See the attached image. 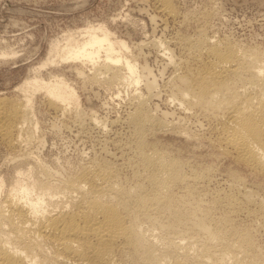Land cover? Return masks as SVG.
I'll use <instances>...</instances> for the list:
<instances>
[{
  "label": "bare ground",
  "instance_id": "obj_1",
  "mask_svg": "<svg viewBox=\"0 0 264 264\" xmlns=\"http://www.w3.org/2000/svg\"><path fill=\"white\" fill-rule=\"evenodd\" d=\"M153 2L160 14L169 18L176 15L171 0ZM203 32L196 40L177 35L173 43L182 54L177 62L174 51L170 52L174 50L169 49L170 41L151 39L154 49L171 53L166 55L174 73L164 86L166 94L180 110L200 113L213 122L214 136L208 140L211 149L253 174L264 173V51L243 48L228 39L214 41ZM79 35V39L67 35L63 45L54 43L47 59L50 64L56 63L55 57L91 62L94 66L87 80L108 88L133 85L136 89L144 82L145 92L132 94V110L124 119L129 138L122 148L129 157L125 163L122 160L125 166L106 157H92L77 172L58 175L57 179L50 178L38 158H24L40 174L29 179L26 176L32 169L18 171L6 194L1 192L0 182V193L5 195L0 201V264H264V253L255 247L251 233L235 223L240 212L264 221L263 197L257 198L235 172L228 176L227 191L221 189L224 192L218 190L208 197L203 191L210 181V168L196 170L189 161L173 156L167 144L161 146L150 140L164 131L189 140L199 138L194 130L171 124L166 117H157L156 108L155 112L150 109L148 103L159 93L155 76L149 78L146 67L138 71L136 54L132 60L121 53L126 43L113 38L100 25L87 26ZM18 90L21 101L0 97V143L11 150L31 139L34 126L28 123L33 116L31 99L35 92L42 91L49 109L61 116L69 112L70 104L77 103L73 89L58 77L45 82L36 75Z\"/></svg>",
  "mask_w": 264,
  "mask_h": 264
},
{
  "label": "rangeland",
  "instance_id": "obj_2",
  "mask_svg": "<svg viewBox=\"0 0 264 264\" xmlns=\"http://www.w3.org/2000/svg\"><path fill=\"white\" fill-rule=\"evenodd\" d=\"M171 4L175 7L176 12L173 18L160 14L161 12L158 11L153 0H0V97L11 101L12 99L21 101L23 97L18 87L36 75L45 82L54 77L62 78L73 89L77 97L76 105L70 104L67 110L69 112L61 116L49 109L42 91L35 92L36 94L31 99L34 121L31 119L28 123L34 126L31 130V139L23 140L26 138L23 133L21 145L18 144L17 148L12 150L0 143V182L3 185L1 192L5 193L7 189L9 190L18 171L23 172L24 169L30 168L32 172L27 174V178L32 179L39 176L40 171H37V167L35 166L33 169V163L24 160L30 156H33L31 157L33 160L38 158L37 160L43 163L42 165L48 170L52 179H57L58 175L64 176L77 172L92 157H106L120 165H123L129 157V152L122 148L125 145L123 144L126 142L125 140L129 138V130L124 119L126 114L132 110V105H130L132 94L145 92L144 82L141 81L142 84L140 83L136 89L133 85L123 86L119 89L108 88L103 83H98L99 85L96 84V86L95 83L87 80L94 66L91 62L60 61L59 57H55L56 63L50 64L47 60L50 48L54 43L63 45L65 37L69 34H73L75 39H79L81 36L79 32L85 30L87 26L100 25L109 31L113 38L126 43L127 48L122 49L121 53L123 51L131 59L136 54L134 57L137 58L135 62L138 71H142V67H146L147 70L149 69V78L153 79L152 75L155 76L156 90L160 94L158 93L148 105L153 111L157 109L155 113L157 117L164 116L162 118L166 117L167 122L170 121L171 124L175 122L174 125L178 126L183 124L190 131L194 130L193 132L199 134L198 140L196 139L198 142L185 139L183 136L169 131L160 132L150 140L161 143V146L167 144L166 147L172 151L173 156L186 162L189 161V165L196 170L210 168V181L205 184L203 191L209 195H207L208 197L218 190L224 192L221 189L227 191L228 184H230L228 176L235 172L242 177L247 189L250 188L249 190L254 191L257 198L263 197L264 199V195H262L264 194V173H261L262 175L253 174L228 156L211 149L208 140L214 136L211 132L214 127L213 122L203 118L200 113H194L195 116L180 110L176 103L169 100L167 87H164L167 85L166 81L169 80L170 75L174 73V68L171 65L168 66L166 53L169 51L165 52L161 48L157 50L151 46V42L156 39L161 42L170 41L169 49H174L170 52L174 51L172 55L177 62L179 58H182V54L179 46L173 43L174 40L178 37H190L191 40H196L197 36H200V33L205 30L203 34L211 40L227 41L228 39V42L238 43L240 46L242 45L241 47L244 46L243 48H259L264 51V0H171ZM199 26L201 27L199 28ZM140 45L142 46L140 47ZM99 61L102 62V57ZM90 117L92 118L90 119ZM177 122L178 124H176ZM210 122L211 124H209ZM103 139H106L105 142ZM101 147L105 148H103L104 151ZM122 160H125L124 163ZM13 163H17L19 169ZM24 163H27L28 166L31 164V166L28 167L25 164V168L23 167ZM123 169L128 172L125 167ZM4 193H0V201L4 199ZM207 196L205 199L208 200ZM235 220L236 227L248 230L252 235L255 247L264 253V221L260 222L259 219L251 215L248 216L245 212L236 214Z\"/></svg>",
  "mask_w": 264,
  "mask_h": 264
}]
</instances>
